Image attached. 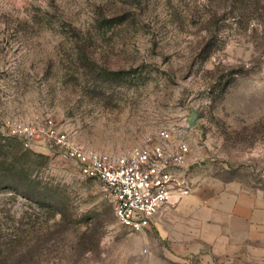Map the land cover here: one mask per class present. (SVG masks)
Returning <instances> with one entry per match:
<instances>
[{
    "label": "rangeland",
    "instance_id": "1",
    "mask_svg": "<svg viewBox=\"0 0 264 264\" xmlns=\"http://www.w3.org/2000/svg\"><path fill=\"white\" fill-rule=\"evenodd\" d=\"M46 118L112 156L172 129L193 183L264 192V0H0V264H140L98 182L7 128Z\"/></svg>",
    "mask_w": 264,
    "mask_h": 264
},
{
    "label": "crops",
    "instance_id": "2",
    "mask_svg": "<svg viewBox=\"0 0 264 264\" xmlns=\"http://www.w3.org/2000/svg\"><path fill=\"white\" fill-rule=\"evenodd\" d=\"M188 155L177 172L185 192L143 231L140 264H264V192L236 180L193 183Z\"/></svg>",
    "mask_w": 264,
    "mask_h": 264
},
{
    "label": "built area",
    "instance_id": "3",
    "mask_svg": "<svg viewBox=\"0 0 264 264\" xmlns=\"http://www.w3.org/2000/svg\"><path fill=\"white\" fill-rule=\"evenodd\" d=\"M7 128L26 147L39 136L57 148L61 158L73 161L81 176L96 180L117 222L131 231L143 232L155 215L170 205L175 190L185 192L177 172L186 161L189 146L172 129L161 128L155 141L112 156L77 143L50 118L41 126L11 122Z\"/></svg>",
    "mask_w": 264,
    "mask_h": 264
}]
</instances>
